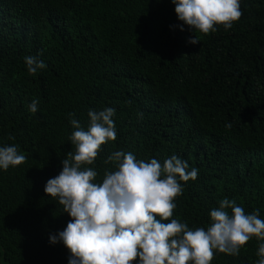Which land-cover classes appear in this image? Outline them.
I'll return each mask as SVG.
<instances>
[{
	"label": "trees",
	"instance_id": "16d2710c",
	"mask_svg": "<svg viewBox=\"0 0 264 264\" xmlns=\"http://www.w3.org/2000/svg\"><path fill=\"white\" fill-rule=\"evenodd\" d=\"M240 8L230 29L205 35L172 0H0V147L27 158L0 169V264H69L50 236L71 217L44 188L75 152L70 120L86 130L89 110L115 109L117 138L88 166L96 183L115 151L161 164L177 155L198 177L181 182L172 218L206 229L228 198L264 220V0ZM26 56L46 67L30 75ZM260 243L211 264H256Z\"/></svg>",
	"mask_w": 264,
	"mask_h": 264
},
{
	"label": "clouds",
	"instance_id": "9594fccd",
	"mask_svg": "<svg viewBox=\"0 0 264 264\" xmlns=\"http://www.w3.org/2000/svg\"><path fill=\"white\" fill-rule=\"evenodd\" d=\"M172 3L179 21L205 35L215 32L217 25L230 29L242 16L240 0ZM198 42L195 35L189 41ZM24 61L30 75L46 67L35 56H26ZM37 105L33 100L29 111L35 113ZM87 115L86 130L78 120H70L75 130L69 140L75 152L67 153L62 171L44 188L71 217L63 231L50 236V243L62 241L69 249V264H134L137 259L139 264H211L217 251L235 256L253 237L264 241L259 210L246 214L228 198L210 211L206 229H190L186 222L172 218L177 207L174 201L183 192L181 182L198 177V170L189 171L188 162L177 155L161 164L155 158L138 161L131 152L115 151L104 161L113 162L115 170L106 169L102 182L96 183L98 173L88 166L94 164L102 145L117 138L115 109L89 110ZM26 159L17 145L0 147V169L21 165ZM256 255V264H264V243Z\"/></svg>",
	"mask_w": 264,
	"mask_h": 264
}]
</instances>
